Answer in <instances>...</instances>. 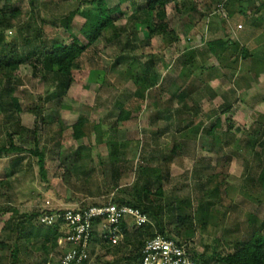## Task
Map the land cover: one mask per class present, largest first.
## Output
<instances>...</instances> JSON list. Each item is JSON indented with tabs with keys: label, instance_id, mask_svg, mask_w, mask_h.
<instances>
[{
	"label": "rangeland",
	"instance_id": "rangeland-1",
	"mask_svg": "<svg viewBox=\"0 0 264 264\" xmlns=\"http://www.w3.org/2000/svg\"><path fill=\"white\" fill-rule=\"evenodd\" d=\"M169 1L174 35L151 36L156 13L137 24L131 17L147 0H128L82 55L64 96L49 99L57 83L45 75L44 55L74 37L86 46L98 2L0 0V48L24 58L1 76L0 149L12 137L26 150L0 152V264H13L16 243V264H59L57 235L44 244L43 228L29 220L47 201L64 209L110 200L161 205L165 232L203 255L202 264H221L217 256L264 237V55L244 54L238 42L218 58L208 43L225 41L243 19L220 13L214 0ZM119 4L104 0L109 9ZM149 219L143 230L127 227L122 248L96 242L90 264H139L131 260L138 236L160 232ZM23 221L41 236L19 238Z\"/></svg>",
	"mask_w": 264,
	"mask_h": 264
},
{
	"label": "trees",
	"instance_id": "trees-1",
	"mask_svg": "<svg viewBox=\"0 0 264 264\" xmlns=\"http://www.w3.org/2000/svg\"><path fill=\"white\" fill-rule=\"evenodd\" d=\"M98 5H97V10L92 12V30L90 32L83 31L84 36L88 40V44L86 46L81 45L79 40L74 37V42L72 44L66 45V44H60L58 46L53 47L49 53L44 55V61H43V66H44V72L45 75L48 73H51L54 75V79H56V91L52 93L49 99H61L65 92L68 90L70 87V83L72 81V71L76 68H79L80 61L82 59V55L86 52L87 48H89L94 42H96L103 34V32L109 28L112 27V20H111V15L114 12L120 11L121 7L123 4L128 2V0H120V4L118 7L115 9H109L104 5V0H97ZM169 0H147L145 8L138 9L134 12L132 15L131 19L136 22L137 24H141L139 22H142V18L149 15L151 13H156L157 20L159 21V24L157 27L151 31L150 35L154 36L157 34H161L165 37L168 35H174L172 31L169 29V23L167 22V11H166V5L169 3ZM10 9V8H9ZM3 13V10L1 11ZM13 13L11 14L12 17L16 16V10L12 11ZM80 12V11H79ZM4 16V14H3ZM29 42V40L27 41ZM229 46L228 41L224 40H213L208 43V48L210 52L217 56L218 58L221 57V55L226 51L227 47ZM16 54V53H15ZM13 55L12 58L8 56L6 49L5 48H0V87H1V76L2 74L8 70L11 69L12 71H15L18 68V64L22 63L23 59L19 55ZM29 53L26 58L31 56ZM1 95V93H0ZM16 107H18V102L15 101ZM19 110V107H18ZM130 112H125L121 115V120H126L129 119L130 117ZM77 137L80 138L81 135L77 134ZM0 152H7L11 154H18V153H25L26 150L15 145L14 141L10 140V147L9 148H2L0 149ZM31 153L39 158V166L42 171V173L45 175V153L39 151L38 148H36L34 151H31ZM261 180L264 182V173L262 175ZM117 203L120 204H128L131 205L135 208L141 209L148 217H151L153 220L158 221V227L159 231L158 234H162L168 237H171L169 233L165 232L164 227L162 225L163 222V213H164V207L161 205H158L156 207L143 204L142 202L139 203H132V202H127L124 200H119L116 201ZM98 203H93V205H97ZM100 204V203H99ZM44 213L42 211L38 213H34L30 218V222L37 219L40 227L43 228V233L41 232L40 229L37 230H32V231H27L25 227V222H20L17 225V231L19 238H25L28 240L31 237H38L41 236L40 234L42 233V239L43 243H49L52 240L51 235L56 234L58 237V240L60 237H62L61 233V225L59 223L52 225V226H47L43 225L40 222V217ZM150 220V219H149ZM187 219H182L181 222H185ZM151 223V222H150ZM149 223V224H150ZM147 225L146 227H149L150 225ZM144 227V228H146ZM121 228L124 233V238L128 235L129 231L127 229V226L124 224L121 225ZM144 228H141L142 230ZM157 232H155L156 234ZM155 234L148 236V238L153 237ZM147 238V239H148ZM138 248H137V255L132 257L131 260L138 262L141 264V259H142V250L145 246V242L147 239L141 238L138 236ZM95 242H98L97 239H94ZM123 240L121 241L122 244L118 245L119 248H122L124 246ZM57 241V240H55ZM58 244V241H57ZM18 253H19V246L18 243H16L15 249L13 251V264H16V260L18 258ZM194 258L198 260L200 264L203 263V261H206V258L203 255H196L194 253ZM218 261L221 264H264V237L257 236L253 240H250L248 242H245L243 244H239L237 246L236 253L233 255L229 256H217ZM110 264H114L113 262Z\"/></svg>",
	"mask_w": 264,
	"mask_h": 264
},
{
	"label": "built area",
	"instance_id": "built-area-1",
	"mask_svg": "<svg viewBox=\"0 0 264 264\" xmlns=\"http://www.w3.org/2000/svg\"><path fill=\"white\" fill-rule=\"evenodd\" d=\"M232 2L262 3L264 0H219L218 10L226 16L227 6ZM242 29V26H238ZM43 225H61L62 237L59 247L65 249L59 264H90L94 253L95 238L101 247L115 248L124 238L121 225L144 228L149 217L139 208L110 200L97 205L82 203L76 208H56L50 201L41 210ZM141 264H200L187 243L174 237L156 233L146 240L142 250Z\"/></svg>",
	"mask_w": 264,
	"mask_h": 264
},
{
	"label": "crops",
	"instance_id": "crops-1",
	"mask_svg": "<svg viewBox=\"0 0 264 264\" xmlns=\"http://www.w3.org/2000/svg\"><path fill=\"white\" fill-rule=\"evenodd\" d=\"M218 2L219 0L213 1L214 5H217ZM227 10H229L230 17L233 19L241 17L243 21L242 24H237L235 26L232 24L230 25V35L225 41H228L229 44L232 45H239V42L244 54L250 53L252 55H264V28L261 26L262 24L264 27V2L258 4L255 2H249L243 3L240 6L230 3L227 6ZM252 11H257L258 14H255V17H251L253 16L251 15ZM239 25L242 26V29L238 28ZM259 70L258 80L264 82V67H260Z\"/></svg>",
	"mask_w": 264,
	"mask_h": 264
}]
</instances>
